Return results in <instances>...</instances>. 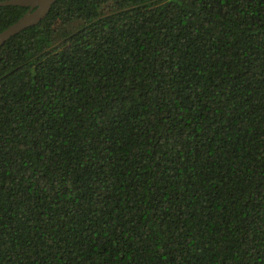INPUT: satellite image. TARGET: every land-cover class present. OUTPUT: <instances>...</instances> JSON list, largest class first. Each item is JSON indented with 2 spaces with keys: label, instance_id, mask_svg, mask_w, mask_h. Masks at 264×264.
Here are the masks:
<instances>
[{
  "label": "trees",
  "instance_id": "1",
  "mask_svg": "<svg viewBox=\"0 0 264 264\" xmlns=\"http://www.w3.org/2000/svg\"><path fill=\"white\" fill-rule=\"evenodd\" d=\"M0 264H264V0H59L0 46Z\"/></svg>",
  "mask_w": 264,
  "mask_h": 264
},
{
  "label": "water",
  "instance_id": "2",
  "mask_svg": "<svg viewBox=\"0 0 264 264\" xmlns=\"http://www.w3.org/2000/svg\"><path fill=\"white\" fill-rule=\"evenodd\" d=\"M57 1L59 0H7L0 2V8L16 6L29 9L14 25L0 33V46L24 30L38 25L48 16Z\"/></svg>",
  "mask_w": 264,
  "mask_h": 264
}]
</instances>
